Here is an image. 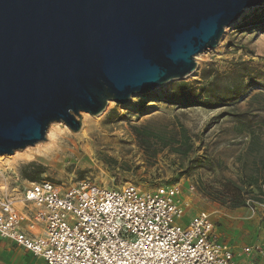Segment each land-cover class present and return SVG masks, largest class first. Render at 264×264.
<instances>
[{
	"label": "water",
	"instance_id": "1",
	"mask_svg": "<svg viewBox=\"0 0 264 264\" xmlns=\"http://www.w3.org/2000/svg\"><path fill=\"white\" fill-rule=\"evenodd\" d=\"M264 0H0V156L197 70Z\"/></svg>",
	"mask_w": 264,
	"mask_h": 264
},
{
	"label": "rangeland",
	"instance_id": "2",
	"mask_svg": "<svg viewBox=\"0 0 264 264\" xmlns=\"http://www.w3.org/2000/svg\"><path fill=\"white\" fill-rule=\"evenodd\" d=\"M197 58L194 76L176 80L155 94L137 95L128 108L114 102L99 118L84 122L82 117L86 136L80 134L82 130L72 132L63 123L52 124L54 129L50 130V126L46 141L28 147L43 154L35 160L15 159L2 166L5 175L0 177V196L13 189L21 192L30 183L23 171L32 163L43 168L39 181L71 185L88 180L109 189L175 185L181 190L180 200L185 206L182 223L206 212L215 223L216 238L227 244L235 256L241 254L237 260H244L246 247L259 248L263 253L257 254L263 256L264 204L249 201L246 207L231 209L206 194L211 189L220 190L228 180L238 181L242 172L239 158L250 157L248 139L234 131L236 119L232 114L246 113L255 126L264 120L263 99L248 105L252 96L264 91V6L247 10L226 29L218 47ZM210 66L224 76H235L247 69L257 85L248 98L220 109L184 107L170 101L180 84H186L189 90L205 89L201 74ZM143 127L168 137L172 133L178 136L185 127L194 144L193 152L184 158L171 147L157 143L146 149L136 132ZM261 131L264 134V126ZM154 151L157 153L152 157ZM247 257L250 260L251 255L246 260Z\"/></svg>",
	"mask_w": 264,
	"mask_h": 264
},
{
	"label": "built area",
	"instance_id": "3",
	"mask_svg": "<svg viewBox=\"0 0 264 264\" xmlns=\"http://www.w3.org/2000/svg\"><path fill=\"white\" fill-rule=\"evenodd\" d=\"M180 197L175 185L109 189L88 180L30 182L0 196V237L46 264H239L216 238L210 214L182 223ZM243 253L263 252L246 247Z\"/></svg>",
	"mask_w": 264,
	"mask_h": 264
},
{
	"label": "trees",
	"instance_id": "4",
	"mask_svg": "<svg viewBox=\"0 0 264 264\" xmlns=\"http://www.w3.org/2000/svg\"><path fill=\"white\" fill-rule=\"evenodd\" d=\"M237 75H222L216 72L213 67L206 68L201 74V82L206 83V88L187 89L186 84H180L175 88V93L170 100L176 105L184 107H200L204 109H220L228 105L237 104L240 100L250 95L255 84L247 69L236 72ZM259 86V85H258ZM199 92V94H197ZM180 97L181 100L175 98ZM264 100V91L252 96L249 104L257 99ZM233 115L235 120L234 131L248 139L246 146L249 158L241 160L240 179L238 181L228 180L220 190H210L206 194L212 201L220 203L231 209L246 207L249 201L264 204V134L261 129L264 120L260 124H253L247 118V114ZM141 142L146 149H151L154 143L163 147H171L172 151L184 158L193 152L194 144L188 135L185 127L180 129V134L176 136L153 132L150 127H143L136 130ZM157 151L151 155L154 157ZM43 173V168L32 163L23 171V176L31 183L39 182L38 177Z\"/></svg>",
	"mask_w": 264,
	"mask_h": 264
},
{
	"label": "crops",
	"instance_id": "5",
	"mask_svg": "<svg viewBox=\"0 0 264 264\" xmlns=\"http://www.w3.org/2000/svg\"><path fill=\"white\" fill-rule=\"evenodd\" d=\"M246 256H244L243 261H241L242 258L237 260V258L241 257V254H239V256H236L237 262L239 264H249L253 259L255 264H264V255L258 256L253 253L250 260L248 257L246 260ZM0 264H46V262L43 259L34 257L33 254L19 247L13 241L0 237Z\"/></svg>",
	"mask_w": 264,
	"mask_h": 264
},
{
	"label": "bare ground",
	"instance_id": "6",
	"mask_svg": "<svg viewBox=\"0 0 264 264\" xmlns=\"http://www.w3.org/2000/svg\"><path fill=\"white\" fill-rule=\"evenodd\" d=\"M199 58H200V56H199ZM198 59V58H197ZM196 59V60H197ZM195 74V73H194ZM194 74H192V75H190V76H194ZM167 85H165V86H163L162 88H160L159 90H161V89H163L164 87H166ZM158 91V90H157ZM157 91H155L154 93H151V94H155V93H157ZM132 98H134V97H132ZM131 98V100L130 101H132L133 99ZM112 103H114V101H110L109 103H108V105H111ZM130 105V103L128 104V105H126V106H124V105H122V107L123 108H128V106ZM82 117H83V120H84V122H85V120H87L88 118L90 119V118H99V116H95V117H93V116H90L89 114H87V113H82V115H81ZM82 120V121H83ZM54 124H56V123H54ZM65 127V126H64ZM66 128V127H65ZM82 131H81V133L80 134H82L83 136H86V130H85V123H84V126H82ZM54 129V127L53 126H51V128H50V130H53ZM50 132V131H49ZM52 134V133H51ZM81 135V136H82ZM49 136H50V134H49ZM86 138V137H85ZM49 140H50V138H49ZM25 151H22V150H19V151H16L14 154H12V155H3V156H0V164H1V166H5V165H8V164H10L11 163V161H14L15 159H23V160H35L37 157H39L40 156V154L42 153L41 151H38L39 149H31V148H28V149H24ZM43 154V153H42Z\"/></svg>",
	"mask_w": 264,
	"mask_h": 264
}]
</instances>
